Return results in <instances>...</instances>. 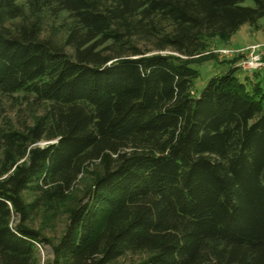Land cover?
<instances>
[{"label":"trees","instance_id":"trees-1","mask_svg":"<svg viewBox=\"0 0 264 264\" xmlns=\"http://www.w3.org/2000/svg\"><path fill=\"white\" fill-rule=\"evenodd\" d=\"M244 1L0 0V100L33 109L0 126V264H264V81L192 90Z\"/></svg>","mask_w":264,"mask_h":264},{"label":"rangeland","instance_id":"rangeland-1","mask_svg":"<svg viewBox=\"0 0 264 264\" xmlns=\"http://www.w3.org/2000/svg\"><path fill=\"white\" fill-rule=\"evenodd\" d=\"M23 3L24 0H18ZM244 7H253L252 0H245L242 3ZM264 44V18L257 21L254 25H243L240 27L232 36L231 44H217L218 49H231L239 50L244 49L250 45H263ZM215 49V46L211 47ZM238 56L234 54L231 57H222L217 55L215 60H206L200 64L194 65V68L198 71V78L193 81L192 90L197 95L203 87L206 85L208 80L213 76L221 75L228 70V65L231 63L232 66L237 68L239 60L232 62V58ZM240 56V55H239ZM262 73L261 71H259ZM264 73V72H263ZM236 76L239 81L247 82L248 89L252 88V85L257 82V78H261L264 81L263 75H254L253 73H246L238 71ZM35 115L40 114L41 109L38 106H33ZM33 113L32 107H29L27 103L20 98L19 95L12 97H3L0 100V126H3L6 122L10 123L13 127L21 129L23 125L30 124L31 114ZM46 142H42L41 145ZM83 184L79 183L75 190L82 189ZM79 192V191H78ZM76 195V191H75ZM79 196V194H78ZM27 200H32V196H27ZM51 214V213H47ZM47 218L46 214L41 209L34 210L30 217L28 226L38 231L42 236L49 239L51 242H55L62 235L65 228V212L64 209L59 207L55 211V215ZM48 247H38L39 253V264H48V260L51 259V254L48 252Z\"/></svg>","mask_w":264,"mask_h":264},{"label":"built area","instance_id":"built-area-1","mask_svg":"<svg viewBox=\"0 0 264 264\" xmlns=\"http://www.w3.org/2000/svg\"><path fill=\"white\" fill-rule=\"evenodd\" d=\"M212 53L222 57H231L234 54L240 55L241 59L237 63V68L242 72L264 71V45H250L239 50L217 49L213 50Z\"/></svg>","mask_w":264,"mask_h":264},{"label":"water","instance_id":"water-1","mask_svg":"<svg viewBox=\"0 0 264 264\" xmlns=\"http://www.w3.org/2000/svg\"><path fill=\"white\" fill-rule=\"evenodd\" d=\"M48 252L51 254V250L50 249H48Z\"/></svg>","mask_w":264,"mask_h":264},{"label":"crops","instance_id":"crops-1","mask_svg":"<svg viewBox=\"0 0 264 264\" xmlns=\"http://www.w3.org/2000/svg\"><path fill=\"white\" fill-rule=\"evenodd\" d=\"M263 45H264V44H263ZM261 72H262L261 75H263V74H264V73H263L264 71H261Z\"/></svg>","mask_w":264,"mask_h":264}]
</instances>
